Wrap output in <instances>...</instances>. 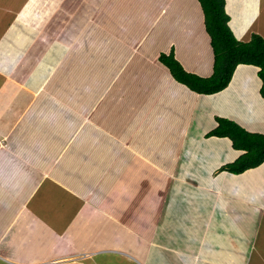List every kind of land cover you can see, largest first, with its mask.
I'll list each match as a JSON object with an SVG mask.
<instances>
[{"label": "crops", "instance_id": "0c3cea01", "mask_svg": "<svg viewBox=\"0 0 264 264\" xmlns=\"http://www.w3.org/2000/svg\"><path fill=\"white\" fill-rule=\"evenodd\" d=\"M224 1L264 38V0ZM171 49L212 74L197 0H0V264H264V162L219 172L242 152L205 137L264 134L258 68L197 94Z\"/></svg>", "mask_w": 264, "mask_h": 264}, {"label": "trees", "instance_id": "16d2710c", "mask_svg": "<svg viewBox=\"0 0 264 264\" xmlns=\"http://www.w3.org/2000/svg\"><path fill=\"white\" fill-rule=\"evenodd\" d=\"M197 2L202 11L204 29L210 38L213 53L212 74L200 77L185 71L175 59L173 49L168 53L160 52L158 61L168 69L175 81L190 91L204 95L226 88L237 65L255 66L261 80L259 93L264 100V38L253 33L246 42L237 40L227 25L229 16L225 11L224 0ZM215 121L216 126L205 137L227 138L232 149L242 152L233 162L221 166L219 172L238 175L264 162V134L248 132L225 118L215 117Z\"/></svg>", "mask_w": 264, "mask_h": 264}, {"label": "rangeland", "instance_id": "374dc122", "mask_svg": "<svg viewBox=\"0 0 264 264\" xmlns=\"http://www.w3.org/2000/svg\"><path fill=\"white\" fill-rule=\"evenodd\" d=\"M230 31H231V29H230ZM232 32V31H231ZM232 34H233V32H232ZM233 36H234V34H233ZM235 37V36H234ZM245 42V41H244ZM52 70V69H51ZM4 123V122H3ZM133 183L136 185V186H138L139 187V182L137 181V179H133ZM134 189V188H133ZM262 224L264 225V220H263V222H262Z\"/></svg>", "mask_w": 264, "mask_h": 264}, {"label": "bare ground", "instance_id": "6f19581e", "mask_svg": "<svg viewBox=\"0 0 264 264\" xmlns=\"http://www.w3.org/2000/svg\"><path fill=\"white\" fill-rule=\"evenodd\" d=\"M228 25V24H227ZM199 63V62H198Z\"/></svg>", "mask_w": 264, "mask_h": 264}]
</instances>
